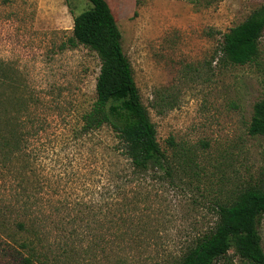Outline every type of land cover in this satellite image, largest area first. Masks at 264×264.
I'll use <instances>...</instances> for the list:
<instances>
[{"label":"rangeland","instance_id":"374dc122","mask_svg":"<svg viewBox=\"0 0 264 264\" xmlns=\"http://www.w3.org/2000/svg\"><path fill=\"white\" fill-rule=\"evenodd\" d=\"M105 1L167 170L118 190L100 149L118 146L115 134L79 136L100 73L96 53L71 42L87 0H0V161L19 123L45 122L29 139V195L47 219L43 264H181L217 227L220 205L264 186V136L249 132L264 99V33L247 65L223 51L264 0ZM15 186L0 165V264L26 255ZM260 235L264 251V218ZM214 264L252 263L232 248Z\"/></svg>","mask_w":264,"mask_h":264},{"label":"trees","instance_id":"16d2710c","mask_svg":"<svg viewBox=\"0 0 264 264\" xmlns=\"http://www.w3.org/2000/svg\"><path fill=\"white\" fill-rule=\"evenodd\" d=\"M87 1L92 7L74 18L71 42L96 53L100 73L96 100L83 116L79 136H89L105 128L112 130L119 141L118 146L109 148L101 144L100 149L111 160L110 180L121 190L123 186L142 180L151 169L167 170L168 161L157 141L155 125L142 103L133 69L122 48L121 32L108 3L105 0ZM263 33L264 5L225 36L223 51L229 62L244 66L255 60ZM45 126L44 121L33 119L19 123L12 138L13 145L10 144L13 147L0 161V165L12 174L16 185L13 208L21 218L17 223L18 230L26 236L19 245L26 253L21 264H43L48 259L44 230L47 219L36 214L41 205L31 201L29 195L30 171L33 169L29 139L40 136L46 130ZM249 132L252 136H264V99L254 106ZM61 210L56 208V212ZM218 216L215 230L204 237L181 264H214L232 248L242 259L252 264H264L260 235L264 186L243 190L232 203L218 207Z\"/></svg>","mask_w":264,"mask_h":264}]
</instances>
